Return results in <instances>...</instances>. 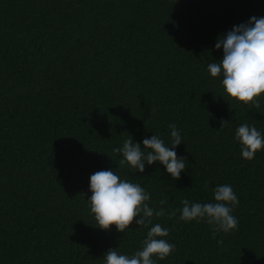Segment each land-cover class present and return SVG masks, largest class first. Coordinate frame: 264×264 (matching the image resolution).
Here are the masks:
<instances>
[{"label":"trees","instance_id":"trees-1","mask_svg":"<svg viewBox=\"0 0 264 264\" xmlns=\"http://www.w3.org/2000/svg\"><path fill=\"white\" fill-rule=\"evenodd\" d=\"M253 16L264 0H0V264H104L109 249L142 250L156 223L175 247L155 264H264V148L249 161L235 140L245 123L264 136V94L259 108L229 104L207 70L223 57L217 38ZM173 123L178 180L159 162L120 168L114 148L154 134L170 146ZM101 170L165 215L97 227L87 199ZM219 185L239 200L238 227L213 238L179 217L182 200L214 202Z\"/></svg>","mask_w":264,"mask_h":264},{"label":"clouds","instance_id":"clouds-1","mask_svg":"<svg viewBox=\"0 0 264 264\" xmlns=\"http://www.w3.org/2000/svg\"><path fill=\"white\" fill-rule=\"evenodd\" d=\"M215 48L223 49L222 60L210 62L207 70L213 78H222V97H227L229 104L236 101L238 106L242 102L249 107L259 108V98L264 94V17L253 16L248 22L234 26L217 38ZM169 127L170 146H166L164 140L154 134L143 140V147L131 137L124 140L122 147L114 148L113 153L123 157L119 160L120 168L127 166L144 173L146 164L159 162L173 180H178L186 168V159L178 157L175 151L182 142L179 130L174 123ZM235 140L239 142L242 157L249 161L264 148V136L246 123L236 129ZM89 191L91 196L87 201L90 212L96 226L105 231L114 225L117 232L125 233L133 223L147 227L152 225L154 216L158 218L165 215L163 208L155 211L149 207L150 194L140 184L121 179L113 170L92 174ZM213 195L214 202L190 203L187 199L182 200L179 219L184 222H206L212 227L215 238L217 233L228 234L238 227V220L232 212L239 200L230 185L217 186ZM159 203L164 205L167 201L165 199ZM175 215V211L169 213L170 218ZM169 231L156 223L150 227L142 250L128 256L119 254L116 248L109 249L103 256L104 264H155L153 257L166 259L175 247L164 239ZM217 243L222 244V240Z\"/></svg>","mask_w":264,"mask_h":264}]
</instances>
